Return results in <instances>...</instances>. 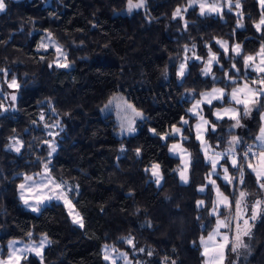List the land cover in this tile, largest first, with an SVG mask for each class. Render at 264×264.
<instances>
[{"label": "trees", "instance_id": "1", "mask_svg": "<svg viewBox=\"0 0 264 264\" xmlns=\"http://www.w3.org/2000/svg\"><path fill=\"white\" fill-rule=\"evenodd\" d=\"M239 2L241 8L233 7L232 12L223 7L220 15L201 16L197 6L187 7L189 0H145L144 7L131 12L127 0H5L6 10L0 13V69L4 70L0 81L15 77L20 87L12 90L17 110L11 111V101L7 111L0 109V258L7 257L12 240L39 242L46 236L49 242L42 257L31 254L20 264H110L103 258L106 245L125 251L137 264H204L200 239L208 235L216 218L209 213L213 194L210 190L200 193L199 188L207 184L210 165L194 128L186 127L188 139L181 144L191 156V167L189 183L181 184L177 171L181 160L169 153L171 144L178 141L172 136L161 140L159 134L170 133L172 125L180 127L181 117L194 126L195 118L186 114L191 107L188 96L198 98L213 85L210 77L202 75V63L194 59L188 60L184 78H178L185 45L195 44L196 55L205 59V44L211 45L231 75L234 43L247 54H255L264 44V27L261 32L254 27L262 13L257 0ZM177 8L183 19L173 18ZM238 11L242 13L240 28L236 27ZM49 38L66 54L68 67L56 66L58 54L53 48L40 47ZM216 40L228 41L227 56ZM235 62L243 76L240 57ZM213 73L223 81V71L216 65ZM248 75L256 74L249 71ZM116 95L143 115L134 135L118 137L115 115L103 114ZM260 103L252 118L241 112L243 127L232 130L245 144L256 143L264 98ZM204 116L215 121L207 106ZM233 123L225 119L217 122L215 133L208 131L206 139L212 148L227 147ZM49 132L58 134L49 136ZM14 139L22 144L20 152L9 149ZM53 140L56 151L49 156L47 142ZM48 160L51 170L94 177L91 186L75 182L78 187L69 194L83 218V228L72 222L63 203L53 201L36 213L20 200L18 186L24 175L41 173ZM153 164L160 165L161 186L146 171ZM229 169L238 176L236 169ZM215 178L232 201L230 211L221 209V218L235 213L240 190L248 193L247 205L262 201L252 234L243 241L246 247L232 252L231 244L227 264H264V190L247 168L243 185ZM200 200L203 206L197 205ZM246 210L252 213V207ZM229 237L233 238L232 231Z\"/></svg>", "mask_w": 264, "mask_h": 264}, {"label": "snow or ice", "instance_id": "2", "mask_svg": "<svg viewBox=\"0 0 264 264\" xmlns=\"http://www.w3.org/2000/svg\"><path fill=\"white\" fill-rule=\"evenodd\" d=\"M261 8L264 9V0H258ZM128 11L131 12L134 9H139L144 7L145 0H138L134 3V0H127ZM199 6V13L201 16L208 14H217L220 15L223 11V7H227L229 12L235 9H240L241 4L239 0H236L235 5H233V0H224V4L221 5L219 0H212V3H209L208 0H189V7L197 5ZM5 0H0V12L6 10ZM187 11V8L184 9ZM236 15L239 17L237 20L236 27H243L242 23V13L236 12ZM180 17L183 19L181 14V9L177 8L173 13V18ZM185 28L187 23H185ZM257 32L262 31L264 27V11L261 13V18L258 23L254 24ZM215 43L219 45V48L223 50V55L227 56L229 52L228 41L225 40H216ZM51 44L57 55L55 64L57 67H68L67 56L62 52L60 47L55 44V41L48 39V43L42 42L40 47L47 50L48 45ZM207 49V59L202 56L196 55V45L193 44L191 48L187 45L184 47V57L179 64L177 71V76L181 80L185 76V71L187 68V62L189 59H194L200 61L203 65L201 72L205 77H210L213 81V85L210 90L200 92L198 98L195 95L189 94L188 99L191 102V107L187 109L186 114H190V118H195L196 123L194 126L189 127V120L181 117L180 127L172 125L170 133L159 134L161 140L167 141L169 136L175 137L178 142L171 144L169 151L178 155L182 162L185 160L186 150L181 148V143L188 139L184 135L185 128L188 127V130L191 131L193 128L195 130V139L199 141L201 151L204 154L206 162L210 165L211 171L208 173L207 183L212 185L213 190L216 193V199L213 202L211 208V215L215 219V227L208 233L207 237H201L200 243L203 246L202 255L209 257L206 260L205 264H223L224 253L227 245L229 244V232L234 231L235 235L232 238V252H236L241 247H246L243 243L241 237L249 235L247 230H241L240 221H243V226L245 229L249 224V219L255 220L257 214L261 211L262 201L260 199L255 200L252 205V213L249 218H244L242 214L244 209L247 208L245 203V197L248 193L244 190H240L238 196L235 199V213L229 214L228 216L221 218L220 207L225 209H231L232 201L229 199V196L225 195L220 191L219 187L216 184V180L211 177L215 176L217 178L223 179V181L228 185H233V181L236 180V185H243V177L245 175V169L250 170L251 174H254L256 182L259 189L264 190V126L259 130V135L254 139L257 143L254 144H245L242 138L238 135L232 134V130L235 128L243 127L241 124V112L244 116H248L252 111V107L260 103L261 98H264V44L261 45L259 50L255 54H247L242 51V46L239 43H234L231 47L233 53L232 58L230 59L231 70H234L233 74H229L230 70L224 69L223 64L220 63V53L213 52L212 46L205 44ZM191 53V56H189ZM61 57H63L64 62L61 63ZM235 57H240L242 61L245 74L240 76V69L237 68ZM43 59V57H41ZM216 65L223 71V81H218L217 76L213 73V65ZM52 65L50 64L49 67ZM0 71H4L0 69ZM254 72L256 75L254 77L249 76L248 72ZM6 75V72H5ZM224 83L223 87L216 86L217 83ZM9 88L18 89L20 86L17 83L15 77L8 82ZM230 89V91H228ZM227 96V103H225V97ZM17 99L16 95H11V100L15 101ZM116 98L114 97L113 100ZM113 100H109V105L113 104ZM214 102H217L214 106ZM128 109H131L136 116H139L143 119L142 113L138 112L131 104L126 105ZM207 106L211 115L215 118V121H211L204 116V108ZM239 106H242L239 107ZM105 107H108L106 105ZM116 107H119L117 104ZM0 109L7 111L2 104H0ZM41 120L44 119L43 114L40 117ZM230 120L234 123L229 129L230 139L226 141L227 147L223 150L217 151L208 144L205 134L211 130L213 133L216 132L217 122L223 120ZM261 119L264 120V115L261 116ZM45 127L49 125L45 124ZM51 127H58V125H51ZM62 130V129H61ZM136 130L132 126V121L129 120L126 123L121 124V134H132ZM153 134H157L155 129H151ZM58 133L49 132V136H55ZM49 143L50 152L49 156L56 151L54 146V140L47 142ZM22 147L21 142L18 139H14L13 143L9 145L10 150L20 152ZM216 148H219V143L216 145ZM123 150V149H122ZM179 150V151H178ZM211 150V154L210 153ZM139 154V149L137 150ZM224 163H221V161ZM51 161L43 163V171L41 173L35 174L37 178H34L33 175H24V183L19 184V198L23 202L26 208L32 212L39 213L41 211V206L46 202H50L53 197L49 194L54 189H60L61 191L57 193L56 199H63V202L69 208L72 207L71 201L67 199V192L73 190L72 186L66 185L63 181L56 182L52 179L50 172L51 170L48 167ZM229 167L236 169L238 174L237 177H232L229 175ZM160 165L153 164L150 169L146 171H151V174L156 179L157 185H159L161 180V175L159 172ZM219 168V171H218ZM187 170V163H185L183 169H178L180 179L187 183L188 178L185 175ZM51 186V187H50ZM207 184L201 186L199 191H205ZM243 204V209H242ZM198 206H203L204 201L200 200L197 202ZM72 215V212L69 213ZM235 225L233 226V222ZM72 222L77 224L80 228L84 227L83 218L76 213L73 216ZM222 229L226 231H221ZM32 233H28V236L31 237ZM129 245L132 244V239L128 238L126 241ZM17 242H10L8 245V255L5 258H0V264H20L21 260L27 259L28 253L32 252L35 255L40 256L41 250L47 243V237L40 239V243L36 244L35 242L23 244L21 247L16 246ZM116 250L109 248L107 245L104 248V259L110 261V264H116V260H124L127 264V257L124 253H120L115 258L112 257V253ZM144 251V249H140ZM211 253V256H210ZM149 255L151 253L149 252Z\"/></svg>", "mask_w": 264, "mask_h": 264}, {"label": "rangeland", "instance_id": "3", "mask_svg": "<svg viewBox=\"0 0 264 264\" xmlns=\"http://www.w3.org/2000/svg\"><path fill=\"white\" fill-rule=\"evenodd\" d=\"M208 2L209 3H212L211 1H209L208 0ZM189 5V4H188ZM222 5V4H221ZM195 6H197L198 8H199V6H198V4L197 5H195ZM195 6H192V7H195ZM188 8H191V7H189V6H187ZM0 13H2V12H0ZM208 15V14H207ZM212 15H217V14H212ZM47 43H48V41H47ZM56 44V43H55ZM56 45H58V44H56ZM59 46V45H58ZM48 47H50V48H53L55 51H56V49L51 45V44H49L48 45ZM60 47V46H59ZM60 49L62 50V48L60 47ZM63 52V51H62ZM58 54V53H57ZM59 55V54H58ZM215 66V64L213 65V67ZM8 89L10 90V91H16V88H9L8 87V82H7V80H5L4 82H1L0 81V104H2L5 108H7L8 107V105H7V103L10 101V97H11V95H15V92H11V93H9L10 91H8ZM116 98L115 100H113V98ZM111 100H113V104L112 105H109V102H108V107H105L104 109H103V114H114L115 115V119H116V122H117V125H118V127H119V129H118V131H117V136L118 137H128V136H131V135H134L136 132H137V128H136V123H137V121H138V119H140L141 117H139V116H136L135 115V113L134 112H132V110L131 109H128L127 108V104H129L126 100H125V98H123L122 96H120V95H116V96H114ZM214 103H216V102H214ZM119 105V107H116V105ZM239 107H242V106H239ZM252 107V111L250 112V114L248 115L249 116V118H252V116L255 114V112L258 110V109H260V107H261V103H259V104H257V105H254V106H251ZM12 109V108H11ZM2 111H3V109H1ZM264 112V111H263ZM263 112H262V114H263ZM262 114H261V116H262ZM129 120H131L132 121V126L135 128V132L134 133H132V134H121V124L122 123H126L127 121H129ZM261 121H262V119H261ZM196 123V122H195ZM208 133V132H207ZM207 133L205 134V138H206V135H207ZM207 140V139H206ZM209 144V143H208ZM181 148L182 149H185L183 146H182V144H181ZM21 149V148H20ZM186 150V149H185ZM12 151H14V150H12ZM179 151V150H178ZM169 153H170V155L171 156H173V157H176V158H179L180 159V157L178 156V155H176V154H174V153H172V152H170L169 151ZM203 153V152H202ZM209 154H211V150H210V153ZM204 155V154H203ZM181 160V159H180ZM185 163H187V170H186V172H185V175L187 176V178H188V181H187V183H185L184 181H182L181 179H180V181H181V184H183V185H186V184H188L189 183V176H190V167H191V156H190V154H189V152L186 150V155H185V160H184V162H182L181 161V169H183L184 168V165H185ZM221 163H224L223 162V160L221 161ZM51 170V169H50ZM218 171H219V168H218ZM159 172H160V168H159ZM50 175H51V177H52V179L54 180V181H56V182H61V181H63L66 185H69V186H72V188L73 189H75L76 187H78V185H77V183H75V182H77L78 180H82L83 182H85L86 183V185H88V186H91L92 184H93V181H94V177L93 176H91V175H89V176H87V175H85V174H83V173H81V172H79V171H73V170H63V171H58V170H51V172H50ZM160 175H161V180H160V183H159V185H157V186H161L162 185V182H163V177H162V174H161V172H160ZM229 175L230 176H232L231 175V172H230V169H229ZM180 176V175H179ZM232 177H234V176H232ZM34 178H37L38 179V177L35 175L34 176ZM212 179H215L216 180V178H215V176H213V177H211ZM153 179H154V181L156 182V179H155V177H153ZM25 182V181H24ZM23 182V183H24ZM157 184V183H156ZM216 184H217V186H218V183H217V180H216ZM51 187V186H50ZM219 187V186H218ZM219 189H220V187H219ZM208 190H210V192L213 194V196H214V201H215V199H216V193H215V191L213 190V187H212V185H210V184H208L207 183V187L205 188V191H203V192H201V191H199L200 193H206ZM61 190L60 189H54V190H52L49 194L53 197V199L50 201V202H46L44 205H42L41 206V209H42V207H45L46 205H48V204H50L51 202H53V201H55V202H60V203H63L64 204V202H63V199H56V195H57V193L58 192H60ZM220 191H221V189H220ZM222 192V191H221ZM69 194H70V192H67V199H69L70 201H71V204H72V207L71 208H69L68 206H66L65 204V206L67 207V209H68V211L69 212H72V217L76 214V213H78L79 214V212L77 211V209L74 207V204H73V202H72V200L70 199V196H69ZM25 206V205H24ZM247 207H252V206H249V205H247ZM212 208V207H211ZM222 208H224V207H220V209H219V211H221V209ZM232 208V207H231ZM28 209V208H27ZM242 209H243V205H242ZM229 211H230V209H229ZM229 211H228V213H229ZM210 214H211V210H210V212H209ZM227 213V214H228ZM234 214V213H233ZM243 215H244V218H249L250 216H251V213L249 212V210L247 211L246 209H244V211H243V213H242ZM259 214V213H258ZM258 214H257V217H258ZM229 215V214H228ZM227 215V216H228ZM79 216H80V214H79ZM212 216V215H211ZM81 217V216H80ZM226 217V216H225ZM256 217V218H257ZM224 218V217H223ZM256 220V219H255ZM255 220H251V219H249V224H248V226H247V228L245 229V226H243V221L241 220L240 221V224H241V230L243 231V230H247L248 232H249V235H247V236H242L241 237V239H243L242 241H244V239H247L249 236H251V234H252V231H253V228H254V221ZM209 225H211V223L209 222ZM235 225V221L233 222V226ZM215 227V223L213 224V226L211 227V230L213 229ZM221 231H225L224 229H222ZM233 232V237H234V235H235V232L234 231H232ZM207 237V236H206ZM205 237V238H206ZM230 238V237H229ZM11 242H17L16 243V246L17 247H21L23 244H28V243H32L33 241H31V242H28V241H21V240H12ZM48 239H47V243H45V245H44V247L42 248V250H41V255L40 256H38V257H42V255H43V251H44V248H45V246L48 244ZM36 244H39L40 243V241L39 242H35ZM232 244V239H230L229 240V244L227 245V247H226V249H225V253H224V259H223V264H227V261H226V258H227V252H228V248H229V246ZM203 247V246H202ZM105 248V247H104ZM109 248H111V247H109ZM114 249V248H113ZM116 250V249H115ZM120 253H124L125 255H126V257H127V264H137V263H135L131 258H130V256L125 252V251H123V250H116L115 252H113L112 253V257L113 258H115L116 256H118ZM31 254H34L35 255V253H32V252H30V253H28V256L29 255H31ZM37 256V255H36ZM210 256H211V253H210ZM5 259H6V257H5ZM207 259H209V257H205V261H204V264H205V262H206V260ZM108 262H110V261H108ZM116 264H126V262L124 261V260H120V259H117L116 260Z\"/></svg>", "mask_w": 264, "mask_h": 264}, {"label": "water", "instance_id": "4", "mask_svg": "<svg viewBox=\"0 0 264 264\" xmlns=\"http://www.w3.org/2000/svg\"><path fill=\"white\" fill-rule=\"evenodd\" d=\"M219 3L222 4V3H223V0H219ZM137 10H138V9H137ZM10 101L13 103L11 111L14 112V111H16L17 108H18V99H16L15 101H12V100H11V97H10ZM142 116H143V115H142Z\"/></svg>", "mask_w": 264, "mask_h": 264}, {"label": "crops", "instance_id": "5", "mask_svg": "<svg viewBox=\"0 0 264 264\" xmlns=\"http://www.w3.org/2000/svg\"><path fill=\"white\" fill-rule=\"evenodd\" d=\"M257 2H258V0H257ZM258 5H259L260 10H261V11H264V9L261 8V5L259 4V2H258ZM262 115H264V112H263ZM262 126H264V120L261 121V127H262ZM258 135H259V134H258ZM256 143H257V142H256ZM263 207H264V206H263ZM263 210H264V208H263Z\"/></svg>", "mask_w": 264, "mask_h": 264}]
</instances>
